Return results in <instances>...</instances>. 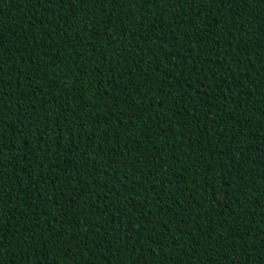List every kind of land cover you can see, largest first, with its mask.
I'll return each mask as SVG.
<instances>
[{
	"label": "trees",
	"instance_id": "obj_1",
	"mask_svg": "<svg viewBox=\"0 0 264 264\" xmlns=\"http://www.w3.org/2000/svg\"><path fill=\"white\" fill-rule=\"evenodd\" d=\"M0 45V264H264V0H0Z\"/></svg>",
	"mask_w": 264,
	"mask_h": 264
},
{
	"label": "snow or ice",
	"instance_id": "obj_2",
	"mask_svg": "<svg viewBox=\"0 0 264 264\" xmlns=\"http://www.w3.org/2000/svg\"><path fill=\"white\" fill-rule=\"evenodd\" d=\"M48 2H49V3H51V0H48ZM222 2H225V3H226V2H227V0H222ZM0 46H2V45H0ZM0 70H2V68H0ZM134 230H135V229H133V231H134ZM0 240H2V237H0ZM22 243H25V242H24V240H22ZM0 247H2V246H0ZM2 254H3V253H2V252H0V255H2ZM41 264H43V262H42V261H41Z\"/></svg>",
	"mask_w": 264,
	"mask_h": 264
}]
</instances>
